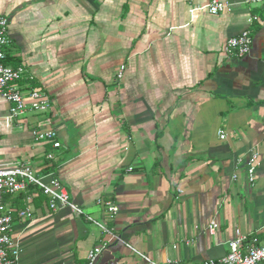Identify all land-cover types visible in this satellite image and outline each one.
Wrapping results in <instances>:
<instances>
[{
    "label": "crops",
    "instance_id": "crops-1",
    "mask_svg": "<svg viewBox=\"0 0 264 264\" xmlns=\"http://www.w3.org/2000/svg\"><path fill=\"white\" fill-rule=\"evenodd\" d=\"M224 1L211 15L208 0H0L4 64L33 77L17 83L25 96L52 104L9 122L0 102V165L58 179L84 212L51 211L34 190L33 218L13 223L19 264H87L102 244L95 264H150L128 245L155 264H202L222 260L237 231L264 240V4ZM245 30L250 54L227 57ZM38 128L61 147L35 141ZM25 196L5 205L17 212Z\"/></svg>",
    "mask_w": 264,
    "mask_h": 264
},
{
    "label": "built area",
    "instance_id": "built-area-1",
    "mask_svg": "<svg viewBox=\"0 0 264 264\" xmlns=\"http://www.w3.org/2000/svg\"><path fill=\"white\" fill-rule=\"evenodd\" d=\"M247 5L260 6L264 0H243ZM209 14L218 15L228 10V4L224 0H208L204 7ZM192 12V10H191ZM10 43L8 37V19L0 15V102L9 105L8 121L19 120L30 114H47L51 110V100L43 92L30 89L23 94L19 90L17 83L26 79L32 82L34 79L29 75L28 70L23 66L10 67L4 64L6 54L5 48ZM253 38L248 30L227 40L224 46V54L229 58H243L250 54ZM125 66H121L116 74L117 80H122ZM28 99V102L26 100ZM35 141L50 142L52 147H61L58 141L57 132L53 129H35L32 132ZM220 139H226V135L221 132ZM53 159L52 154L48 155ZM258 155L253 154L247 163L248 182L252 185L255 181V172ZM38 191L47 198V206L51 211L61 208H68L76 216L84 215L83 210L73 203L66 191L65 186L58 179H51L45 182L37 176L32 167L26 163L17 162L10 166L0 165V264H19V256L22 252L12 240V228L14 220L27 222L33 218L32 200L35 191ZM26 194L24 207L17 212L9 209L4 202L5 196H17ZM107 212L115 214L118 208L112 203H105ZM87 222L97 226L105 234H111V229L104 224L96 222L92 217L85 215ZM218 228V224L212 222L208 227L209 234H213ZM106 244L94 247L88 252L87 264H95L99 255L105 249ZM128 248L136 255L150 264H155L150 259L128 245ZM229 251L227 255L215 262L205 261L202 264H264V240L257 237L248 238L239 231L236 238L228 243Z\"/></svg>",
    "mask_w": 264,
    "mask_h": 264
}]
</instances>
